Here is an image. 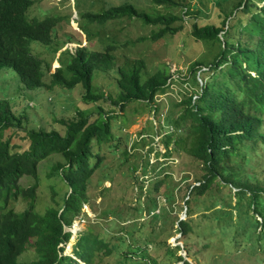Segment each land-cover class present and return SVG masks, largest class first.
Listing matches in <instances>:
<instances>
[{"label":"trees","instance_id":"1","mask_svg":"<svg viewBox=\"0 0 264 264\" xmlns=\"http://www.w3.org/2000/svg\"><path fill=\"white\" fill-rule=\"evenodd\" d=\"M151 1L167 11L141 10L136 0H114L98 12H85L83 18L101 28L125 17L137 19L152 27L148 39L157 41L181 31L187 17L193 20V37L207 43L210 52L216 49L210 63L196 61L191 66V73L196 76L201 71L206 82L201 84L198 94L180 102L185 109L172 122V133L186 126V135L176 138L168 135L166 139L167 155L172 152L168 144L173 137L174 149L182 148L189 153L205 172L198 184L190 188L187 217L179 220L176 228L185 239L193 227L190 223L193 211L189 208L193 197L204 200L203 196L218 180L219 185H232L238 190V182L241 184L253 158L258 157L256 166L264 171L260 161L261 149L264 150V0H234L230 5L227 0H216L218 9L211 18H199L196 13L202 10L193 9L190 0ZM33 4L34 0H0V71H14L28 90L53 86L72 90L82 86L84 102L109 101L111 108L106 111L99 105L95 112L79 109L72 117L58 121L64 127L62 132L56 127H42L26 108L15 114L10 101L0 99V264H99L104 257L118 252L130 259L132 252L124 246L130 245L129 234L123 230L110 236L93 232L77 234L73 255L67 254L72 233L65 227L84 213L83 206L89 202L91 177L103 169L105 162L101 147L106 144L114 149L116 145H109L116 139L113 124L120 115L116 109L124 111L134 101L152 107L156 95L169 87L172 75L166 69L151 73L142 58L126 59L118 64L116 41L102 48L78 44L69 51L70 59L65 66L47 73L44 66L49 68V64L32 53L30 42L51 43L62 17L31 18L28 13ZM175 8L179 9L177 13L171 11ZM110 71L116 74L115 97L95 86L96 72ZM46 75H50L49 82L44 80ZM192 79L196 84L195 78ZM19 132L24 133L25 144L13 141ZM55 155H60L63 161L53 165V174L67 190L60 203L51 186L54 203L39 211V168L43 161ZM25 177L33 182L23 186ZM244 187L254 188L255 197L261 192L260 184L250 179ZM22 200L26 207L16 210L15 204ZM198 204L203 208L202 201ZM204 208L203 219H210L205 212L208 206ZM130 233L135 238L134 245L139 244L138 233ZM30 247L34 248V260H20ZM185 249L190 255L187 243ZM168 253L171 258L166 264H192L177 251L170 249Z\"/></svg>","mask_w":264,"mask_h":264},{"label":"rangeland","instance_id":"2","mask_svg":"<svg viewBox=\"0 0 264 264\" xmlns=\"http://www.w3.org/2000/svg\"><path fill=\"white\" fill-rule=\"evenodd\" d=\"M136 1L141 10L167 11L155 6L151 0ZM227 1L224 3L228 5L234 2ZM113 2L34 0L28 13L31 18L47 15L62 17L51 43L30 42L32 53L49 64V68L44 66L47 73L65 66L70 59L69 51H73L78 44L89 43L93 48H102L116 41L119 43L115 51L118 64H123L126 59L142 58L151 73L166 69L172 75L169 87L156 95L152 107L134 101L124 111L116 109L120 114L113 124L116 139L109 143L116 145L114 149L106 144L101 147L105 162L103 169L97 170L91 177L89 202L83 206L84 213L75 218L71 226L65 227L72 233L66 253L73 255L77 234L93 232L110 236L123 230L124 234H129L130 245L125 243L124 246L132 252V257L126 259L118 252L104 257L99 264H166V260L171 258L170 249L192 264H264V171L256 166L258 157L250 161L241 184L238 182V190L232 185H219L218 180L213 189L203 196L204 200L193 197L189 203L190 212L193 211L190 221L193 227L189 236L182 239L181 233L176 230L179 220L187 217L186 199L190 188L198 184L205 172L202 164L189 153L182 148L174 149V138L186 135V126L173 133L171 126L174 118H178L185 109V105H179L180 102L198 94L201 84L206 82L201 71L196 76L191 73L192 64L196 61L210 63L216 49L210 52L207 43L193 37V20L187 17L181 31L167 34L157 41L148 39L152 27H146L137 19L125 17L101 28L83 18L85 12H98ZM190 3L193 9L201 8L202 12L196 13L199 18H211L218 9L216 0H190ZM178 10L171 9L176 13ZM49 77L46 75L44 80L49 82ZM192 78H195L196 84ZM95 86L115 97L118 91L114 71L107 74L96 72ZM81 96L82 86L72 90H63L59 86L28 90L14 71H0V99L9 100L15 114L26 108L30 117H35L36 122L46 129L56 127L63 132L64 127L58 121L72 117L79 109L95 112L99 105L106 111L111 108L109 101L88 104ZM19 134L13 137V141L25 144L22 139L24 133ZM168 135L174 137L168 144L169 150H172L170 155H167L166 147ZM261 152L260 161L264 169V150L261 149ZM59 161H63L61 156L55 155L40 165L39 211L54 203L53 187L60 203L62 194L67 190L53 174V165ZM248 179L260 184L261 192L257 197L254 188L244 187ZM32 182L30 177L22 179L23 186ZM198 201H202L203 208ZM206 206L208 211L205 212L211 216L210 219H203ZM25 207L23 200L15 204L16 210ZM133 231L140 237L139 244L134 245L136 241L130 233ZM185 243L190 247V255ZM34 258V248L30 247L20 260L31 262Z\"/></svg>","mask_w":264,"mask_h":264}]
</instances>
